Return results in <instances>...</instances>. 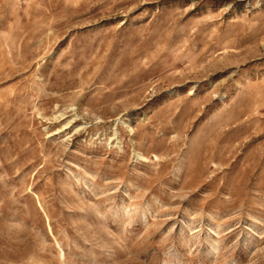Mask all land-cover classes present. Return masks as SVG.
Masks as SVG:
<instances>
[{"label": "rangeland", "instance_id": "rangeland-1", "mask_svg": "<svg viewBox=\"0 0 264 264\" xmlns=\"http://www.w3.org/2000/svg\"><path fill=\"white\" fill-rule=\"evenodd\" d=\"M0 264H264V0H0Z\"/></svg>", "mask_w": 264, "mask_h": 264}]
</instances>
